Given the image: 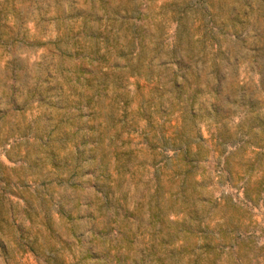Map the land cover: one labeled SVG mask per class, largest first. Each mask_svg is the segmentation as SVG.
<instances>
[{
	"label": "rangeland",
	"instance_id": "rangeland-1",
	"mask_svg": "<svg viewBox=\"0 0 264 264\" xmlns=\"http://www.w3.org/2000/svg\"><path fill=\"white\" fill-rule=\"evenodd\" d=\"M0 264H264V0H0Z\"/></svg>",
	"mask_w": 264,
	"mask_h": 264
}]
</instances>
